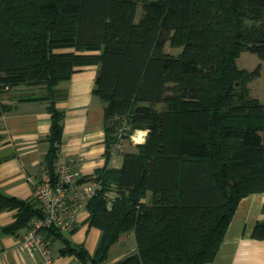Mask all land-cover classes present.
I'll use <instances>...</instances> for the list:
<instances>
[{"label":"trees","instance_id":"16d2710c","mask_svg":"<svg viewBox=\"0 0 264 264\" xmlns=\"http://www.w3.org/2000/svg\"><path fill=\"white\" fill-rule=\"evenodd\" d=\"M168 42L181 51H166ZM244 51L264 62V0H0V93L45 88L37 99L51 115L44 168L52 178L65 118L58 85L77 66L99 67L93 93L104 104L108 161L118 143L148 131L121 167L79 179L97 185L86 208L102 235L91 255L46 229L63 241L61 254L103 264L120 236L134 232L136 251L117 264L214 261L240 200L264 192V102L250 89L262 65L240 68ZM12 109L0 104V115ZM12 209L7 233L42 215L35 198L0 186V212ZM252 237L264 239V220Z\"/></svg>","mask_w":264,"mask_h":264},{"label":"crops","instance_id":"0c3cea01","mask_svg":"<svg viewBox=\"0 0 264 264\" xmlns=\"http://www.w3.org/2000/svg\"><path fill=\"white\" fill-rule=\"evenodd\" d=\"M99 67L82 65L68 81L58 85L57 107L65 112L63 140L60 160L71 165L84 177H93L97 169L106 165L121 167L122 153L136 151L130 139H124L116 156L108 161L105 145L104 104L93 93ZM46 90L38 86H18L0 93V104L14 109L0 115V186L2 191L22 200L33 198L30 176L41 177L44 158L48 151L47 136L51 129L48 103L37 99ZM148 134V131L141 130ZM126 149L124 151V149ZM153 192L148 191L144 202L152 201ZM86 203L78 210V224L73 232H64L73 244L84 245L92 255L95 253L102 231L88 222ZM17 219V209L0 212V264H84L75 254L63 255L64 246L60 238L52 237V260L46 262L41 254L35 257L20 251L18 244L27 227L15 232H4L3 228ZM264 220V192L243 197L226 232L224 241L214 261L206 264H264V239L252 237L258 221ZM137 248L134 232L120 236L110 249L103 264H117Z\"/></svg>","mask_w":264,"mask_h":264},{"label":"built area","instance_id":"2783aa9c","mask_svg":"<svg viewBox=\"0 0 264 264\" xmlns=\"http://www.w3.org/2000/svg\"><path fill=\"white\" fill-rule=\"evenodd\" d=\"M134 138V136H132ZM147 135H144L145 142ZM118 143L112 153L116 156ZM83 176L70 164L62 162L59 158L56 162V177L52 178L44 168L41 177L30 176L29 180L33 188V198L40 206L42 215L34 217L24 233L23 239L18 244V249L35 257L41 254L46 262L52 260L51 240L45 234L46 229L55 228L62 232H72L78 224V210L89 198L97 193V185L89 182L78 184ZM114 197L113 193H110Z\"/></svg>","mask_w":264,"mask_h":264},{"label":"rangeland","instance_id":"374dc122","mask_svg":"<svg viewBox=\"0 0 264 264\" xmlns=\"http://www.w3.org/2000/svg\"><path fill=\"white\" fill-rule=\"evenodd\" d=\"M142 12V4H140L137 13V20L140 18ZM165 49L166 51L173 52L175 54H178L181 51V48L172 47L169 42L166 44ZM237 64L240 68H247L249 70H253L258 65H262V74L250 83V89L252 90V94L254 96L264 102V62H262L261 59L255 53L244 51L237 59ZM134 134L135 132L128 139H130L133 143L137 144L139 142H135L136 140H134V138L132 137L134 136ZM126 149L128 148L125 147L124 151ZM118 159L119 161L124 159L122 153L120 154Z\"/></svg>","mask_w":264,"mask_h":264},{"label":"bare ground","instance_id":"6f19581e","mask_svg":"<svg viewBox=\"0 0 264 264\" xmlns=\"http://www.w3.org/2000/svg\"><path fill=\"white\" fill-rule=\"evenodd\" d=\"M144 135H145V132H143L141 130H136L135 134H134V140L144 141Z\"/></svg>","mask_w":264,"mask_h":264}]
</instances>
